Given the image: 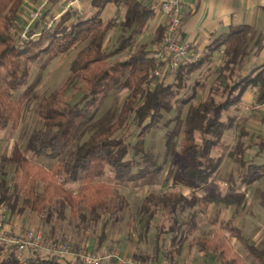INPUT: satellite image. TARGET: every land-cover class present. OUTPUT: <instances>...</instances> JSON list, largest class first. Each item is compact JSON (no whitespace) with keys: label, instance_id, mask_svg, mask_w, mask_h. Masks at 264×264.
Returning <instances> with one entry per match:
<instances>
[{"label":"trees","instance_id":"1","mask_svg":"<svg viewBox=\"0 0 264 264\" xmlns=\"http://www.w3.org/2000/svg\"><path fill=\"white\" fill-rule=\"evenodd\" d=\"M23 1L0 0V132L6 129L16 131L20 126L28 94L13 98L12 92L26 86L30 65L45 58L64 55L81 43L87 45L72 62L66 83L36 103L34 113L41 127L28 137L29 156L17 147L10 156H0V205L12 215H22L27 209L38 216H42L49 206H56L54 210L58 219L65 220L64 209L68 208L69 216L74 218L79 215L81 204L95 220L107 217L97 240L99 248L106 240L107 226L129 209L127 200L113 194V187L100 179L109 172L114 182L124 184L154 179L162 170V166L157 165V158L144 149V137L157 124L161 112L171 111L169 98L172 85L158 81L153 75L155 63L149 58L151 52L147 45H141L123 61L109 62L111 57L123 53L136 37L143 34L146 25L155 16V10L141 0H95L125 10L121 29L129 33L113 51L106 52L103 43L109 31L117 26L114 19L104 24L99 17L78 18L69 26L53 29L43 26L44 15L23 38L14 30ZM164 30L163 27L155 29L150 46L160 41ZM251 33L249 26L240 25L218 35L206 46L196 64L181 67L175 75L176 85L182 87L186 78L210 63L213 54L223 55V64L219 69V75L227 80L222 90L223 99L211 97L207 102L188 108L178 146L173 132L166 136V151L174 153L177 146L183 178L193 185L209 190L218 188L212 178L222 163V157L213 155V151L220 146L224 133L234 127L232 118L222 119L223 113L237 108L250 88L257 89L256 104L264 105V64L242 74L250 58L243 45ZM261 42L262 36L258 35L254 46L259 47ZM76 81L84 85V93L78 102L70 105L65 93ZM118 86L129 94L116 122L77 144L84 128L99 113L102 101ZM129 114H133V121L140 128L138 140L132 147L123 138L115 136L127 122ZM146 120H149L148 124H145ZM261 125L264 128V115ZM256 146L258 154H264V135ZM130 150L132 158H128ZM246 151L247 146L239 139L228 157L240 169L247 167L242 183L249 186L264 178V163L247 165ZM39 159L54 164L46 169L37 162ZM9 167L14 169L11 182L6 180ZM38 185H42L40 192L37 191ZM66 185H75L77 189L72 191ZM197 203L200 208L209 204L230 206L234 199L205 195ZM261 204L264 206V197ZM188 205L187 200L177 194H149L142 201L138 214L146 218L144 227L147 230L157 210L161 209L166 216L175 218ZM194 225L171 238L173 250L168 252L169 255H181L186 233ZM164 233L162 228H158L150 257L134 255L132 259L159 264ZM232 239L243 246L256 264H264V251L246 240L231 221L216 230L211 238H197L192 245L200 254L212 256L219 264H244L231 245ZM0 264L18 263L11 257L4 258L0 251ZM26 264L60 263L56 259L34 258Z\"/></svg>","mask_w":264,"mask_h":264},{"label":"rangeland","instance_id":"2","mask_svg":"<svg viewBox=\"0 0 264 264\" xmlns=\"http://www.w3.org/2000/svg\"><path fill=\"white\" fill-rule=\"evenodd\" d=\"M62 1L24 0L17 14L14 30L24 38L27 36V32L32 30L44 15L43 26L53 29L69 26L78 18L99 17L104 24L108 20L114 19L117 26L109 31L103 43L106 52L113 51L120 40L129 33L121 29L125 13L122 7L106 4L96 5V1L86 0L77 7L72 6L66 9L69 5L67 2ZM64 8L65 10H63ZM37 12L40 16L37 19H32V14ZM148 24L143 34L136 37L129 48L123 53L111 57L109 62L127 59L141 45H147L148 50H151L150 42L153 34ZM251 34L243 45L250 55L243 69L244 75L264 63V55L260 54L259 47L254 46L256 34ZM86 45L87 43H81L64 55L45 58L30 65L26 86L12 92L13 98H18L23 93L28 94L20 126L16 131L6 129L0 132V156H10L16 147L29 156L27 153L28 137L32 131L41 127V123L34 113L36 103L66 83L70 75L72 62ZM222 64V53H215L210 63L186 78L182 87L176 85L175 77L163 81L165 84L172 85V94L169 98L171 111L161 112L157 124L144 137V149L157 158V165L162 166V170L154 179L146 178L124 184L114 182L109 172L106 173L104 178L100 179L101 182L108 183L113 187V194L123 196L129 204V209L120 214L116 222H111L107 226V237L102 244L104 245L103 249L116 250L125 258H129L127 255L131 252L133 256L150 257L157 230L162 228L165 233L161 237L159 263L219 264L212 256L200 254L197 248L192 245V242L197 238H211L216 230L221 228L227 221H231L235 227L240 229L246 240L259 250L264 251V206L261 204V199L264 197V178L249 186L243 184L242 179L247 172V167L240 169L228 157V153L234 149L237 141L241 139L247 146L245 154L247 165L264 163V154H258L256 146L259 138L264 135V128L261 125L264 105L256 104V88L247 90V96L242 97L237 108H231L223 113L222 119L232 118L234 127L224 133L220 146L213 151V155L222 157V163L212 178L218 188L209 190L202 186L193 185L187 182L182 175V165L177 146L182 139L187 110L190 106L207 102L211 97H215L216 100L223 99L222 90L227 84V80L219 75ZM83 93L84 85L76 81L67 88L65 96L68 103L73 105L79 101ZM128 94V91L122 87H116L102 101L99 113L94 121L84 128L76 143L80 144L89 136L101 132L105 126L115 123L119 110L127 101ZM183 100H187V102L183 103ZM148 123L149 120H146L145 124ZM139 132L140 128L133 121V114H129L127 122L115 136L123 138L132 147L138 140ZM170 132L176 135L177 146L174 153H168L165 149L166 136ZM128 158H132L131 150ZM37 162L46 169L54 164L51 161L40 159ZM6 175V180L11 182L14 179V169L12 167L7 168ZM66 187L72 191L77 189L75 185H66ZM41 190L42 185H38L37 191L40 192ZM165 193L182 196L187 200L188 208L175 218L166 216L161 209L157 210L149 229L146 230L144 227L146 218H142L138 214L142 201L149 194L161 195ZM205 195L230 196L234 199V203L230 206L209 204L205 208H200L197 200ZM110 203H113V199H110ZM20 205L22 206L21 203ZM55 208L56 206H49L42 216H38L27 209L22 215H12L5 210L2 223L5 221L3 223L5 226L14 225L20 228L21 231L17 229L18 231L14 232L17 235H24L26 232L33 230L41 232L46 240L66 242L77 249L102 250H89V248L96 247L107 217L95 220L93 214L80 204L77 217H70L68 208H65L64 215L66 218L65 220H59ZM175 220L176 224L174 223ZM192 224L195 225L186 233V241L181 255H169L168 252L173 250L171 238L174 235H179L181 231L188 230ZM231 243L234 251L242 257L244 264H256L244 251L242 245L235 240H231ZM3 257L7 258L5 255Z\"/></svg>","mask_w":264,"mask_h":264},{"label":"built area","instance_id":"3","mask_svg":"<svg viewBox=\"0 0 264 264\" xmlns=\"http://www.w3.org/2000/svg\"><path fill=\"white\" fill-rule=\"evenodd\" d=\"M161 12L167 18V24L160 41L150 50L149 58L155 63L153 75L159 81L171 80L181 67L196 64L201 53L192 44L182 41L181 5L178 1L164 3ZM40 14H32L37 19ZM5 207L0 205V251L18 264H26L34 258L56 259L61 264H152L125 258L116 250L102 249L87 251L77 249L66 242L46 240L41 232L30 230L17 235L2 223ZM162 264V263H159Z\"/></svg>","mask_w":264,"mask_h":264},{"label":"crops","instance_id":"4","mask_svg":"<svg viewBox=\"0 0 264 264\" xmlns=\"http://www.w3.org/2000/svg\"><path fill=\"white\" fill-rule=\"evenodd\" d=\"M84 1L86 0H63L62 2H67V4L69 5L66 7L67 9L68 7H72V6L77 7L80 4H82ZM93 1L95 2V0ZM141 1L145 5L152 6L155 10L154 18L148 22L149 23L148 25L152 30V34L154 33L157 27H163L164 29L166 27L167 18L161 12L162 4L178 1L181 5V12L183 17L182 26L180 29V38L182 41L189 42L190 44H192L193 48L196 51L202 53L212 39H214L220 34L227 33L231 28L240 25H247L251 28L252 33L256 34V37L258 35L262 36V42L259 46V51L261 55H264V0H141ZM100 4L103 3L96 2V5H100ZM106 5H111V4H106ZM63 10H65V8ZM251 35L252 34H250V36ZM153 47L154 45L152 46V48ZM246 96H247V91L244 93L243 97ZM6 228L12 230L13 232L20 230V228H17L14 225L10 227L6 226ZM103 248L104 245H101L99 248H97L96 246L95 248H89V250L103 249ZM132 256H133L132 252L127 255V257L129 258H132Z\"/></svg>","mask_w":264,"mask_h":264}]
</instances>
